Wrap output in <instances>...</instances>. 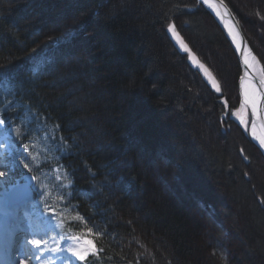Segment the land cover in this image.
Instances as JSON below:
<instances>
[{
    "label": "trees",
    "instance_id": "obj_1",
    "mask_svg": "<svg viewBox=\"0 0 264 264\" xmlns=\"http://www.w3.org/2000/svg\"><path fill=\"white\" fill-rule=\"evenodd\" d=\"M224 1L264 65V0ZM172 23L235 107L237 59L195 0H0V117L43 204L103 249L78 264H264L258 154Z\"/></svg>",
    "mask_w": 264,
    "mask_h": 264
},
{
    "label": "snow or ice",
    "instance_id": "obj_2",
    "mask_svg": "<svg viewBox=\"0 0 264 264\" xmlns=\"http://www.w3.org/2000/svg\"><path fill=\"white\" fill-rule=\"evenodd\" d=\"M198 2L211 9L212 12L215 13V16L223 22L224 28L227 31V36L234 45L235 51L242 56L244 71L239 78V105L238 107H231L228 99L222 98L221 103L224 110L223 115L228 120H232L234 118V121L238 123V126L242 127L244 132L249 133L251 139L258 143L260 149L264 150V65H262L261 61L253 54L252 50L243 44V37L240 30L236 26L238 21H232L233 13L228 9L224 0H198ZM257 15L260 16L261 19H264V15H261V13L257 12ZM167 31L171 33L176 44L187 54V57L191 60V62L196 65L200 71H202L207 87L218 94L219 97H223L224 89L221 80L218 79L217 75L214 74L213 71L201 62L197 55L193 53L189 44L177 31L176 25L174 23L169 24ZM49 68L50 65L48 64V61L44 60L33 66L32 73L46 72ZM8 83L9 85L14 84V80L10 78ZM3 86L4 81L0 80V87ZM3 124L4 120L0 119V125ZM240 151L241 154L244 155V150L241 149ZM244 159L248 160L249 157L244 155ZM24 166L26 168L28 167L27 164ZM29 171H31L30 168ZM3 175L4 173L0 172V176ZM244 176H249V173L245 172ZM32 179L36 178L33 177ZM260 203L264 204V199H261ZM53 215H55V213H53ZM76 219L83 220L84 218L77 214ZM49 221H51V217H49ZM57 227H62V225H57ZM87 231L90 235L93 234L92 228H88ZM95 234L102 235V233L99 232ZM44 236H47V232L44 233ZM51 239L56 241L55 247L48 245V239L38 237V234H34L32 238L25 241L27 245L31 246V249H25V255L27 256V253L32 249L41 250L40 253L36 255V259L39 260L43 251L46 250L52 254L66 253L71 257H74L77 261L86 262L89 257L93 260L98 259L99 253L103 251V249L96 246L94 240L84 239L80 236L71 237V239L77 241L75 245L60 244L55 235L52 236ZM19 264H26V260H19Z\"/></svg>",
    "mask_w": 264,
    "mask_h": 264
},
{
    "label": "rangeland",
    "instance_id": "obj_3",
    "mask_svg": "<svg viewBox=\"0 0 264 264\" xmlns=\"http://www.w3.org/2000/svg\"><path fill=\"white\" fill-rule=\"evenodd\" d=\"M253 54L256 55L255 53ZM235 86H236L235 88L236 91L234 90L233 94L236 93L237 100H236L235 107H238L239 98H238V93H237V90H238L237 89V78H236ZM224 91L225 93L230 94L229 92H231V89L229 86H227ZM240 130L243 131L244 135L249 140L250 145L254 147L256 153L258 154V157H256L257 158L256 162L258 163L259 168H262L264 170V150L259 148V145L256 141H254L256 144L252 142L253 140L251 139L249 133L244 132L242 127H240ZM1 141H4V145L6 148L8 149L11 148V144L8 141V138L6 135L0 136V147H1ZM0 172L4 173L3 176H0V221H3V222L5 221V224L8 227V231L12 230L14 233V238L16 241L15 248H17L16 249L17 252H15L14 254V264H19V260L21 259H25L26 264H53V262L54 264H66V262L67 264H77L81 262V261H77L74 257H71L70 255L66 253L52 254L50 252H47L46 250L43 251V254L41 255V258L39 260L36 259V255L39 254L41 250L32 249L31 251L27 253V256L25 255V249H31V246L27 245L25 241L27 239L32 238L34 234H38V237H44L45 239H48V245L51 247L56 246V241H53L51 239V237L54 235L56 236L57 241H59L60 244L62 245H75L77 241L74 239H71V237L79 236V235L71 234V236H67L68 238L63 239L64 235L63 233H61V228L54 226L51 223V221H49V216L38 214V212L35 210V207H36L35 201H33L32 203L28 205H25L23 209L16 211L14 215L12 216L9 215L10 218L6 222L7 216L5 214L4 205L1 199L6 193V190L9 189V187L21 181L23 174L21 171L17 170L15 167H12V166L6 167L1 162H0ZM42 189L43 188L41 187L37 191L41 192ZM10 213L12 212L10 211ZM45 232H47V236H44ZM80 237H83L84 239H88L84 236H80ZM28 257H31V258H28Z\"/></svg>",
    "mask_w": 264,
    "mask_h": 264
},
{
    "label": "water",
    "instance_id": "obj_4",
    "mask_svg": "<svg viewBox=\"0 0 264 264\" xmlns=\"http://www.w3.org/2000/svg\"><path fill=\"white\" fill-rule=\"evenodd\" d=\"M198 1V0H196ZM225 3V1H224ZM226 4V3H225ZM202 5V4H201ZM227 5V4H226ZM209 13L210 15L212 16V18L215 20V22L217 23V25L219 26L222 34L224 35L227 43L229 44L232 52L234 53L236 59H237V62H238V66H239V70H240V75L237 79V89H238V98L240 100V84H239V78L240 76L243 74V71H244V68H243V65H242V56H240L236 51H235V48H234V45L232 44L230 38L227 36V31L226 29L224 28V25H223V22L215 16V13L210 11V9L206 6V5H202ZM228 6V5H227ZM228 9L232 12V10L229 8L228 6ZM233 13V12H232ZM232 21H238V23L236 24L237 28L240 30L241 32V35L243 37V44L246 45L247 47L250 48L249 46V43L247 41V38L242 30V26L239 22V20L237 19V17L235 16V14L233 13V16H232ZM251 49V48H250ZM195 67H197L195 65ZM202 73V71H201ZM203 74V73H202ZM237 123V122H236ZM238 125V123H237ZM240 127V126H239ZM254 144H256L254 141H252ZM33 177L30 175V174H26L23 176V179L25 180L24 182H21L19 184H16L14 185L10 190L9 192L7 193V200H8V205L11 206L13 205L14 203H18V202H22V201H25V200H28L32 194V190L28 184V182H34V179H32Z\"/></svg>",
    "mask_w": 264,
    "mask_h": 264
},
{
    "label": "bare ground",
    "instance_id": "obj_5",
    "mask_svg": "<svg viewBox=\"0 0 264 264\" xmlns=\"http://www.w3.org/2000/svg\"><path fill=\"white\" fill-rule=\"evenodd\" d=\"M226 3V2H225ZM227 4V3H226ZM228 5V4H227ZM230 8V7H229ZM231 9V8H230ZM210 11H212L211 9H210ZM233 12V11H232ZM242 28V27H241ZM243 30V29H242ZM244 32V31H243ZM245 34V33H244ZM250 46V45H249ZM250 48H251V46H250ZM251 50H252V52H253V49L251 48ZM254 53V52H253ZM201 72V71H200ZM202 74V73H201ZM203 75V74H202ZM238 92V91H237ZM16 209V208H15ZM15 209H11L10 211L11 212H13V211H15Z\"/></svg>",
    "mask_w": 264,
    "mask_h": 264
}]
</instances>
